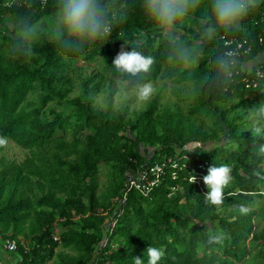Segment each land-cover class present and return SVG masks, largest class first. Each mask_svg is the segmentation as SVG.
<instances>
[{
    "label": "trees",
    "instance_id": "obj_1",
    "mask_svg": "<svg viewBox=\"0 0 264 264\" xmlns=\"http://www.w3.org/2000/svg\"><path fill=\"white\" fill-rule=\"evenodd\" d=\"M8 3L0 0V50L16 40L21 17L39 24L54 14L53 0H11V8ZM119 3L127 19L83 55H65L42 39L31 59L0 58V137L27 149L21 160H2L0 167V236L17 240L10 250L13 262L133 264L139 256L147 264L145 250L152 245L165 249L160 264H264V228L256 229L261 208L255 202L264 197V181L250 175L252 134L246 130L249 103L264 101V58L254 65L262 76L250 75L252 69L243 65L264 54V4L247 17L245 31L211 42H201L202 13L194 11L179 35L200 54L182 65L168 59L167 44L146 21L140 0ZM229 39L230 48L245 40L237 55L241 75L233 88L221 91L210 77L214 57L225 52ZM125 40L128 50L138 43L154 58L147 79L175 74V99H167L161 82L144 105L97 114L92 99L113 85L111 65ZM78 59L89 64H76ZM185 89L190 101L183 97ZM194 138L202 147L187 152L185 144ZM155 161L163 163L159 182L145 194L131 187L118 207L129 170ZM199 162H207L206 174L213 163L231 169L232 183L219 208L205 206L207 187L189 179L201 170ZM101 171L107 176L103 185ZM238 204L249 212L240 214ZM112 219L109 230L106 222ZM57 226L62 230L54 238ZM209 231L223 233V241L208 244ZM255 242L261 248L253 251Z\"/></svg>",
    "mask_w": 264,
    "mask_h": 264
},
{
    "label": "clouds",
    "instance_id": "obj_2",
    "mask_svg": "<svg viewBox=\"0 0 264 264\" xmlns=\"http://www.w3.org/2000/svg\"><path fill=\"white\" fill-rule=\"evenodd\" d=\"M264 0H140V7L147 22L159 33L161 40L167 44V57L182 65L193 63L200 50L189 47L180 37L182 22L194 11L201 12V42L214 41L218 35L241 33L245 31L244 22L254 13ZM8 7H12L9 0ZM54 14L44 24L27 23L22 17L17 21L19 31L16 40L0 50V58L12 62L23 58L31 59L35 55L36 45L47 39L58 50L69 56L83 55L87 49L107 40L113 29L127 19V12L119 0H53ZM129 42L121 45L120 51L112 62L114 83L104 94L92 99L93 110L97 114L119 112L132 105L149 102L157 94V85L147 79L154 64V58L140 50V44ZM226 51L213 60L214 76L210 77L215 88L228 90L233 88L241 75L240 58L232 54L229 42L224 45ZM252 69L249 73L259 77L253 64L246 65ZM264 95V87L260 89ZM246 121L252 137L248 143L250 157V175L256 181H264V101L251 106L246 113ZM231 138L226 144L231 145ZM4 140L0 139V145ZM202 147L198 139H191L185 144V150L196 151ZM231 169L227 165L213 163L203 182L208 191L203 194L204 205L217 207L223 205L225 188L232 183ZM193 175L191 183L196 182ZM237 211L246 215L249 212L245 204L236 205ZM224 234L216 231L207 233V243L222 242ZM147 264H160L165 257V249L150 245L145 250ZM133 264H145L139 256L133 258Z\"/></svg>",
    "mask_w": 264,
    "mask_h": 264
},
{
    "label": "rangeland",
    "instance_id": "obj_3",
    "mask_svg": "<svg viewBox=\"0 0 264 264\" xmlns=\"http://www.w3.org/2000/svg\"><path fill=\"white\" fill-rule=\"evenodd\" d=\"M39 24L40 25H44L45 24L44 20L41 19ZM179 33H180V31H179ZM263 58H264V54H259L257 57L254 58L255 61H253V62L259 64L263 60ZM258 60H259V62H258ZM76 62H77L76 64H82V63H84L86 65L89 64V63L85 62L84 59H78ZM250 62L251 61L245 62V63H243V65L246 67V65H249ZM92 64H95V62H92ZM257 64H254V65H257ZM246 68H249V67H246ZM86 69H87V71H90V66L86 67ZM165 71L166 70H164V72ZM174 75H175L174 73H171V74L160 73L156 78L151 80L157 85V89H158V87H159L161 82H165V96L167 97V99H171V100L175 99V95L172 92V86L176 84V82L173 80V76ZM108 76H111V75H108ZM113 83H114V77H113ZM98 94H104V93L102 91H100V92H98L95 95V97ZM182 94H183V97L185 95V99L189 98V101H190V99H192L191 98L192 95L190 93H188V90H186V89L183 90ZM176 97H177V95H176ZM219 102H221V100ZM257 103H259V102H257ZM254 104L255 103H249L248 107L250 108ZM141 105H144V104H141ZM141 105H132V106H137L138 107V106H141ZM244 118H245V116H244ZM79 135L82 136L83 135V131L80 132ZM0 139L4 140V144L0 145V167L2 165V160H4V162L10 161V160L19 161L25 156V154L27 152L26 148L21 147L20 145L16 144L13 140H11L9 138L0 137ZM211 144L212 143H210V145ZM142 148H143V146H140V149H142ZM147 153L150 154L151 153V149H148ZM106 178H107V176H106V174L103 171L99 172V174H98V179H99L98 182L100 183V185H103L105 183ZM255 202L261 208V213L259 214L260 217L257 216L259 218H258V220L256 219V223H257L256 224V229L257 230H261V229L264 228V197L258 196V199ZM61 230H62V227L61 226H57L55 228V230H54L55 231V235L58 236ZM263 245H264V243H263ZM60 247H61L60 245L57 246V249H59ZM260 248H261V245L257 244L256 242L253 243V251L258 250ZM261 255H262V258H264V247L261 250ZM261 255H259L258 258H261ZM0 258H2L6 264H15L13 262V258H12V251L2 248L1 245H0ZM254 262H255V260H253L251 264H254ZM213 264H218V263L215 262Z\"/></svg>",
    "mask_w": 264,
    "mask_h": 264
},
{
    "label": "built area",
    "instance_id": "obj_4",
    "mask_svg": "<svg viewBox=\"0 0 264 264\" xmlns=\"http://www.w3.org/2000/svg\"><path fill=\"white\" fill-rule=\"evenodd\" d=\"M44 1V0H43ZM261 39V38H260ZM230 42V39L227 40ZM245 42V40H243ZM243 42H238L236 46L233 48H230L233 55H239L240 53V47H242L241 44ZM226 51V50H225ZM256 71L259 73V76L263 75V70L261 68H257ZM253 85L256 84L255 80L252 82ZM250 83H247L249 85ZM198 167L201 168V170H195V173L191 174L189 176V179L191 180L193 175L197 177L196 182L199 184V186L203 187V177L206 175V167L207 162H199ZM163 171V163L155 161L149 166H145L142 169H131L129 170L127 174V178L124 181V190L122 193V196L118 199V207L123 204L126 198V193L131 187H136L140 192L142 193H148L153 185L159 182L160 174ZM115 220L112 219L109 222H106V228L111 230L112 226L114 225ZM54 238H57V235L54 234ZM105 242V237L100 241L101 243ZM0 245L2 248L7 250H14L17 248V240L15 238H12L8 235L0 236ZM0 264H6L4 260L0 259ZM92 264H96V262H93Z\"/></svg>",
    "mask_w": 264,
    "mask_h": 264
},
{
    "label": "crops",
    "instance_id": "obj_5",
    "mask_svg": "<svg viewBox=\"0 0 264 264\" xmlns=\"http://www.w3.org/2000/svg\"><path fill=\"white\" fill-rule=\"evenodd\" d=\"M253 59H254V58H253ZM253 59H252V60H250V61H251V62H250V64H252V63H253V61H255V59H254V60H253ZM256 61H257V60H256ZM258 62H259V60H258ZM250 64H249V65H250ZM254 64H257V63H254ZM244 67H245V66H244ZM0 259H2V258H0ZM2 260H3V259H2Z\"/></svg>",
    "mask_w": 264,
    "mask_h": 264
}]
</instances>
